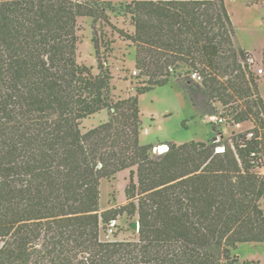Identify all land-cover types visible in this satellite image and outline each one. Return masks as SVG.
<instances>
[{"label": "trees", "instance_id": "1", "mask_svg": "<svg viewBox=\"0 0 264 264\" xmlns=\"http://www.w3.org/2000/svg\"><path fill=\"white\" fill-rule=\"evenodd\" d=\"M112 5L0 0V264H238L241 243H264V51L254 68L226 0H130L133 32L111 22ZM81 17L93 18L97 72L79 60ZM98 21L134 44L135 94L115 95ZM174 80L199 114L219 102L224 123L250 127L156 153L139 97ZM125 169L128 202L103 209L102 180ZM123 214L138 237L103 240Z\"/></svg>", "mask_w": 264, "mask_h": 264}, {"label": "rangeland", "instance_id": "2", "mask_svg": "<svg viewBox=\"0 0 264 264\" xmlns=\"http://www.w3.org/2000/svg\"><path fill=\"white\" fill-rule=\"evenodd\" d=\"M109 1L113 2V9L108 10L111 22L128 32H133L135 28L131 23V13L126 6L130 0ZM227 7L242 41L251 47L255 55L261 53L264 43V2L263 4L248 5L245 0H227ZM92 25V17L79 19V60L93 66L94 71L97 72V60L92 42ZM96 25L100 32L106 35V38L112 40L113 49L108 57V64L113 73L112 84L115 87V95L127 97L135 94L137 87L142 83L141 79L137 77L138 73L135 72L134 44L130 40L122 38L118 32L113 31L109 24H102L98 21ZM260 66L262 63L256 61L254 68ZM260 83L264 91V75ZM139 101L143 114L141 141L154 144V148L164 143L176 142L180 144L191 140H212L223 143L229 139L232 130L238 132L250 125L248 123L240 125L241 127H235L230 123L214 122L210 120L209 114L201 112L199 114L183 88L175 80L169 85L159 86L141 94ZM213 106L217 111L213 115H221L222 104L217 102ZM108 117V111L103 110L84 119L82 127L85 130L96 126L107 120ZM213 122L214 126L211 124ZM259 172L264 175V165ZM130 177V169H125L118 172L112 179L102 180L101 205L103 209L121 206L128 202L125 191ZM261 205L264 209V199H262ZM135 221H137V216L127 214L118 216L116 220L105 226L102 231V239H136L138 230L133 226ZM1 245L2 241L0 240V247ZM233 253L239 255L238 264H243L245 259L250 260L251 264H264V243H241L233 250Z\"/></svg>", "mask_w": 264, "mask_h": 264}, {"label": "built area", "instance_id": "3", "mask_svg": "<svg viewBox=\"0 0 264 264\" xmlns=\"http://www.w3.org/2000/svg\"><path fill=\"white\" fill-rule=\"evenodd\" d=\"M136 73H137V71H135ZM264 72V69L262 68V67H260L259 69H258V73L259 74H262ZM191 76H192V78L193 79H195V80H197V81H200V80H202V76L199 74V72H197V71H194V72H192L191 73ZM210 120H212V121H214V122H218V123H224L225 122V118L222 116V115H213V114H211L210 115ZM166 145V149H164V150H162V146H165ZM169 148V146L167 145V144H162V145H158V146H156L155 148H154V151L156 152V153H163V152H165L167 149ZM224 145H222V146H218L217 147V151H222V150H224Z\"/></svg>", "mask_w": 264, "mask_h": 264}, {"label": "crops", "instance_id": "4", "mask_svg": "<svg viewBox=\"0 0 264 264\" xmlns=\"http://www.w3.org/2000/svg\"><path fill=\"white\" fill-rule=\"evenodd\" d=\"M115 1H119V0H115ZM125 1H127V0H125ZM226 2H227V0H226ZM232 17V16H231ZM237 34H238V39H239V42H240V44L246 49V50H248L249 52H251L252 54H253V56H254V58H255V61H257V62H262V58H263V51H264V43H263V46L261 47V53H259L258 55H255L254 53H253V51H252V49H251V47H249L248 45H246L243 41H242V39H241V37H240V34L238 33V31H237ZM261 84V83H260ZM260 89H261V92H262V94H263V96H264V91H263V89H262V87L260 86ZM204 118V117H203ZM242 125H244V124H242ZM238 126H240V125H235V127H238ZM232 127V126H231ZM241 127V126H240ZM246 127V126H245ZM248 127H250V125L249 126H247L246 128H248ZM234 132V130H232V132L231 133H233Z\"/></svg>", "mask_w": 264, "mask_h": 264}, {"label": "water", "instance_id": "5", "mask_svg": "<svg viewBox=\"0 0 264 264\" xmlns=\"http://www.w3.org/2000/svg\"><path fill=\"white\" fill-rule=\"evenodd\" d=\"M133 226H134L135 229L139 230V228H140V222H139L138 220L135 221V222L133 223Z\"/></svg>", "mask_w": 264, "mask_h": 264}, {"label": "bare ground", "instance_id": "6", "mask_svg": "<svg viewBox=\"0 0 264 264\" xmlns=\"http://www.w3.org/2000/svg\"><path fill=\"white\" fill-rule=\"evenodd\" d=\"M167 147H166V145L165 146H162V150H164V149H166Z\"/></svg>", "mask_w": 264, "mask_h": 264}]
</instances>
